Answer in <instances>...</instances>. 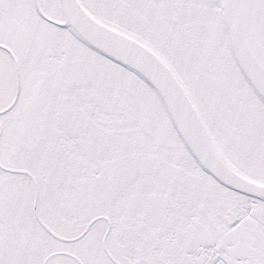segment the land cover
<instances>
[{
	"label": "snow or ice",
	"instance_id": "obj_1",
	"mask_svg": "<svg viewBox=\"0 0 264 264\" xmlns=\"http://www.w3.org/2000/svg\"><path fill=\"white\" fill-rule=\"evenodd\" d=\"M0 264H264V0H0Z\"/></svg>",
	"mask_w": 264,
	"mask_h": 264
}]
</instances>
